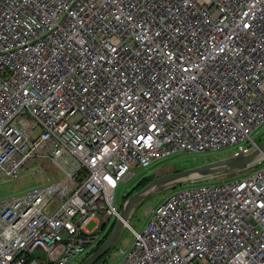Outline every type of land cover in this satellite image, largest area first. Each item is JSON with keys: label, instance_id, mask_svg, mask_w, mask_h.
Instances as JSON below:
<instances>
[{"label": "built area", "instance_id": "obj_1", "mask_svg": "<svg viewBox=\"0 0 264 264\" xmlns=\"http://www.w3.org/2000/svg\"><path fill=\"white\" fill-rule=\"evenodd\" d=\"M263 130L264 0H0V183L61 175L0 200V264H80L138 170ZM241 173L168 194L117 264H264V157Z\"/></svg>", "mask_w": 264, "mask_h": 264}, {"label": "rangeland", "instance_id": "obj_2", "mask_svg": "<svg viewBox=\"0 0 264 264\" xmlns=\"http://www.w3.org/2000/svg\"><path fill=\"white\" fill-rule=\"evenodd\" d=\"M264 138V130L260 133L254 135V140L260 144ZM230 151H225L223 153H217L215 157L212 156H194V155H180L174 156L169 160H163L155 163V165L149 170H138L135 176L125 182L121 183L116 193L121 200V206L125 202L127 197H124L129 190L136 186L143 177H160L166 174L175 173L183 170H187L196 166H204L210 163L217 162L218 160L229 157L228 153ZM37 166H41L44 170L43 173L37 171ZM56 172L55 168H51L47 163L36 164L31 169H28L26 172L21 173L17 179L11 181H5L0 183V200L6 199L15 195H23L29 189L38 187L40 185H47V182L50 180L60 179V176H54ZM232 174H221L219 176H214L212 179L215 182H223L232 180L235 177L242 176L244 173L241 172H231ZM202 181V180H201ZM194 182H185L179 186L165 188L159 193H156L149 198L141 201L132 211L129 219L128 225L122 228L121 234L114 244L109 256L100 264H117L119 260L118 250L124 248V246L131 241V236L133 230L139 231L141 227L144 226L148 219L147 211L150 208H154L160 201L164 200L165 197L176 189L182 188L187 185H191ZM195 184V183H194ZM95 222L90 221L86 228L88 231H92L95 227ZM129 241V242H128ZM36 255H41V252L36 251ZM79 264V263H78Z\"/></svg>", "mask_w": 264, "mask_h": 264}, {"label": "water", "instance_id": "obj_3", "mask_svg": "<svg viewBox=\"0 0 264 264\" xmlns=\"http://www.w3.org/2000/svg\"><path fill=\"white\" fill-rule=\"evenodd\" d=\"M263 157L264 139L260 144L256 145V148L247 154L236 157L230 156L208 165L196 166L160 177L156 176L141 190L137 192H133L132 189L129 190L125 195L127 199L121 206L119 216L113 223L110 235L97 251L89 255L80 264H96L111 248H113L121 234L122 228L125 227V224L128 222L132 211L141 201L159 193L165 188L179 186L185 182H197L221 174L244 171Z\"/></svg>", "mask_w": 264, "mask_h": 264}, {"label": "trees", "instance_id": "obj_4", "mask_svg": "<svg viewBox=\"0 0 264 264\" xmlns=\"http://www.w3.org/2000/svg\"><path fill=\"white\" fill-rule=\"evenodd\" d=\"M263 139L264 138H262V140L261 141H263ZM258 144V143H257ZM151 174V173H150ZM150 174H149V176H150ZM226 174H232V173H226ZM149 176H147V177H143L140 181H139V183L136 185V186H134L133 188H132V191L133 192H137V191H139V190H141L143 187H145L151 180H153L154 178H153V176L152 177H149ZM127 199V198H126ZM126 201V200H125ZM112 228H113V224L109 227V230H108V232H107V234L103 237V239L100 241V243L97 245V247H96V249L93 251V252H95V251H97L100 247H101V245L105 242V240L108 238V236L110 235V233H111V231H112ZM112 249V248H111ZM111 249L109 250V252H107L96 264H100V263H102L108 256H109V254H110V252H111ZM92 252V253H93Z\"/></svg>", "mask_w": 264, "mask_h": 264}, {"label": "bare ground", "instance_id": "obj_5", "mask_svg": "<svg viewBox=\"0 0 264 264\" xmlns=\"http://www.w3.org/2000/svg\"><path fill=\"white\" fill-rule=\"evenodd\" d=\"M128 225V222L125 224V226H127Z\"/></svg>", "mask_w": 264, "mask_h": 264}, {"label": "crops", "instance_id": "obj_6", "mask_svg": "<svg viewBox=\"0 0 264 264\" xmlns=\"http://www.w3.org/2000/svg\"><path fill=\"white\" fill-rule=\"evenodd\" d=\"M228 156H229V154H228Z\"/></svg>", "mask_w": 264, "mask_h": 264}, {"label": "clouds", "instance_id": "obj_7", "mask_svg": "<svg viewBox=\"0 0 264 264\" xmlns=\"http://www.w3.org/2000/svg\"><path fill=\"white\" fill-rule=\"evenodd\" d=\"M94 253V252H93Z\"/></svg>", "mask_w": 264, "mask_h": 264}]
</instances>
